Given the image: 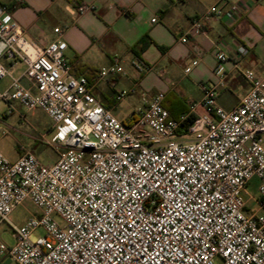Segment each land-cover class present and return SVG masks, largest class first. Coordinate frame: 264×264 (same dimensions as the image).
<instances>
[{
    "label": "built area",
    "instance_id": "1",
    "mask_svg": "<svg viewBox=\"0 0 264 264\" xmlns=\"http://www.w3.org/2000/svg\"><path fill=\"white\" fill-rule=\"evenodd\" d=\"M93 8L81 5L73 16ZM238 10L214 5L193 21L192 32L233 20ZM65 31L55 28L57 38L47 44L29 41L0 4V80L11 76L1 59L21 62L37 91L12 78L0 100L74 126L52 165L30 152L12 161L0 151V226L15 240H0V257L11 264H264V78L245 71L250 90L232 110L219 105L216 86H206L203 101L179 119L165 108L163 93L140 91L142 107L122 121L98 101L87 76L73 73ZM248 53L242 44L232 55L218 53L220 86L225 64L238 65ZM123 73L116 58L99 76ZM135 93L119 91L116 99ZM185 136L193 139H177ZM255 177L260 197L251 198L257 210L250 212L245 195ZM26 202L39 212L17 226L11 216ZM40 228L45 235L34 236Z\"/></svg>",
    "mask_w": 264,
    "mask_h": 264
},
{
    "label": "crops",
    "instance_id": "2",
    "mask_svg": "<svg viewBox=\"0 0 264 264\" xmlns=\"http://www.w3.org/2000/svg\"><path fill=\"white\" fill-rule=\"evenodd\" d=\"M0 4L9 6L29 41L47 44L57 38L55 28H66L65 57L73 73L87 76L98 101L122 121L136 117L143 105L140 91L163 93L165 108L179 119L191 104L203 101L206 86H216L219 105L232 110L250 90L244 72L264 78V0H6ZM81 5L94 8L73 16ZM214 5L224 9L238 5L239 10L233 20H213L203 32L193 33V21ZM239 44L248 47L249 53L238 65L225 64L226 77L220 86L215 74L217 55L220 51L232 55ZM116 58L124 73L101 78L99 71ZM194 60L199 64L186 74L185 68ZM1 62L11 70L10 81L22 78L25 87L37 92L23 78V63L6 58ZM131 89L137 93L116 99L119 91ZM133 96L141 106L130 108ZM203 112L198 107L197 114Z\"/></svg>",
    "mask_w": 264,
    "mask_h": 264
},
{
    "label": "rangeland",
    "instance_id": "3",
    "mask_svg": "<svg viewBox=\"0 0 264 264\" xmlns=\"http://www.w3.org/2000/svg\"><path fill=\"white\" fill-rule=\"evenodd\" d=\"M10 83L9 77L0 80V92H3ZM131 100L132 106L130 108L141 106L137 96H133ZM73 131L74 126L67 122L56 126L52 119L41 109L29 111L18 102H12L11 105L4 100H0V151L12 161L17 160L25 152H30L43 164L52 165L57 161L59 153L67 146L63 142ZM262 138L264 141V135ZM192 139L191 136L180 138L184 142ZM259 185L260 180L255 177L248 186V195H245V197L251 205L250 212L257 210L256 204L251 198L257 199L260 197ZM38 212L37 206L31 202H26L14 211L11 221L17 226H21L30 216ZM56 218L61 222L58 217ZM44 235L45 232L41 228L34 232L36 237ZM0 240L8 246L15 244L11 230L7 225L0 226Z\"/></svg>",
    "mask_w": 264,
    "mask_h": 264
},
{
    "label": "trees",
    "instance_id": "4",
    "mask_svg": "<svg viewBox=\"0 0 264 264\" xmlns=\"http://www.w3.org/2000/svg\"><path fill=\"white\" fill-rule=\"evenodd\" d=\"M194 120V116H191L188 120H187V123H186V128L189 127V125H191V123L193 122ZM7 260V258L3 259V262L2 264Z\"/></svg>",
    "mask_w": 264,
    "mask_h": 264
},
{
    "label": "water",
    "instance_id": "5",
    "mask_svg": "<svg viewBox=\"0 0 264 264\" xmlns=\"http://www.w3.org/2000/svg\"><path fill=\"white\" fill-rule=\"evenodd\" d=\"M4 264H11V259H7Z\"/></svg>",
    "mask_w": 264,
    "mask_h": 264
}]
</instances>
